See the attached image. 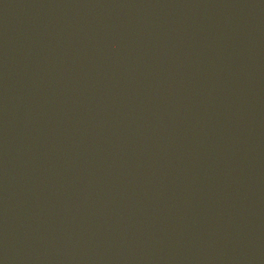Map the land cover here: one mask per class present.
<instances>
[{
    "label": "water",
    "instance_id": "1",
    "mask_svg": "<svg viewBox=\"0 0 264 264\" xmlns=\"http://www.w3.org/2000/svg\"><path fill=\"white\" fill-rule=\"evenodd\" d=\"M0 264H264V0H0Z\"/></svg>",
    "mask_w": 264,
    "mask_h": 264
}]
</instances>
